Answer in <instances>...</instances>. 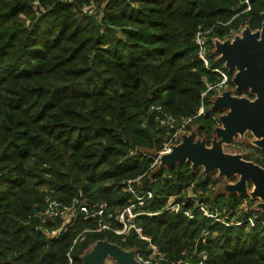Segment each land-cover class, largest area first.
Returning a JSON list of instances; mask_svg holds the SVG:
<instances>
[{
    "label": "trees",
    "instance_id": "16d2710c",
    "mask_svg": "<svg viewBox=\"0 0 264 264\" xmlns=\"http://www.w3.org/2000/svg\"><path fill=\"white\" fill-rule=\"evenodd\" d=\"M38 1L35 7V0H0V264H83L99 240L147 255L150 243L135 231L126 240L105 231L75 244L70 262L83 220L49 238L28 215L49 195L68 202L82 194L113 207L136 200L123 180L144 174L154 158L130 151L158 152L167 132L152 105L195 116L203 104L205 113L195 120L207 131L215 124L214 91L201 94L204 77L220 81L213 70L219 61L212 52L206 68L196 31L223 38L245 26L261 29L264 0H250V10L244 0ZM92 2L100 12L84 10ZM224 69L233 86L234 73ZM250 147L258 156L246 159L264 167V150ZM191 165L182 160L135 183L138 191H153L145 210L159 212L137 218L143 233L170 264H200L203 252V264H264V211L241 218L253 216L254 225H225L196 209L193 219L166 209L190 183L207 188L209 177ZM248 202L249 194L233 193L210 204L234 209V216ZM182 208H193V199Z\"/></svg>",
    "mask_w": 264,
    "mask_h": 264
},
{
    "label": "built area",
    "instance_id": "2783aa9c",
    "mask_svg": "<svg viewBox=\"0 0 264 264\" xmlns=\"http://www.w3.org/2000/svg\"><path fill=\"white\" fill-rule=\"evenodd\" d=\"M243 3L247 6L246 10L251 9L250 0H244ZM38 5L39 1L35 0L34 6L37 7ZM95 7V3L92 2V4L85 6L84 10L93 11ZM194 42L198 49V57L206 68H212L213 58L211 56L210 29L199 28L195 33ZM215 59L218 60V56ZM213 70L219 75L220 81L218 83H213L207 77H204L207 88L201 94L203 99L207 97L208 92L210 91H215L219 94L218 96H220L222 94V88L224 86H229L230 78L228 72L222 67H215ZM151 109L156 114L155 119L167 131L162 142V147L158 151L159 155L170 153L174 146L182 143L187 127L194 122L197 116H201L205 113V107L203 104L195 116H177L165 111L162 105L154 104ZM138 149V147L132 149L130 154H136ZM144 154L148 157H153L154 160L152 164H155L157 159L154 154L149 152ZM140 178L141 177H139V179L127 178L123 180L126 191L133 194L136 198V200L125 206L113 207L110 206L108 202L102 201L96 202L90 207L89 204L82 199V194L68 202L49 195L46 198V203L43 208L34 210L28 215V222L34 221L35 230L45 233L49 238H57L66 232L69 227L82 219L83 223H85V227L74 238L73 246L67 254L70 262H72L71 251L74 245L85 241L87 236L91 233L109 231L121 236L123 240H126L127 237L135 231L141 238L150 243L151 251L147 255L135 251L136 258L141 264H170L167 262L165 255L161 252L160 247L151 242V237L144 234L142 227L137 223V218L140 215L146 214L152 216L159 213L145 210L144 206L149 200L153 199L154 194L151 190L138 191L136 189L135 183L139 181ZM140 182H138V184H140ZM182 205L183 201L180 199V196L173 195L168 199L166 209L174 212L182 211L190 219H193L196 216V213L194 212L196 209L198 213L225 225L241 224L243 221L247 220L251 222V225L255 224L253 216H248L241 220L236 218V215L232 216L234 209H220L204 199H193V208L190 209L182 210ZM237 209L235 212L238 211ZM209 234L208 230H204L202 233L203 241H205ZM206 258L207 253L203 252L200 264H203Z\"/></svg>",
    "mask_w": 264,
    "mask_h": 264
},
{
    "label": "water",
    "instance_id": "95a60500",
    "mask_svg": "<svg viewBox=\"0 0 264 264\" xmlns=\"http://www.w3.org/2000/svg\"><path fill=\"white\" fill-rule=\"evenodd\" d=\"M262 28L252 31L246 27L234 40L216 43L218 61L231 71L236 72L232 83L236 92L251 93L247 96L234 95L225 90L213 103L215 109H227L221 116L223 127L218 133L222 140L213 146L194 141L193 136H183V141L174 146L170 153L164 154L166 163L186 160L193 167L203 166L206 171L219 170L222 175H240L235 188L244 193L248 181L255 184L254 194L264 197V167L246 160L237 154L223 150V141L231 142L238 133L253 131L258 137V145L264 150V12ZM107 255L114 257L119 264H141L134 250H126L108 240H99L93 249L83 256V264H104Z\"/></svg>",
    "mask_w": 264,
    "mask_h": 264
},
{
    "label": "rangeland",
    "instance_id": "374dc122",
    "mask_svg": "<svg viewBox=\"0 0 264 264\" xmlns=\"http://www.w3.org/2000/svg\"><path fill=\"white\" fill-rule=\"evenodd\" d=\"M95 11L100 12V8L97 6V8ZM94 11V12H95ZM242 27L239 31L234 32L232 35H228L226 37L223 38H219V37H211V42H212V52L213 54L215 53L216 56H218V54L216 53V43L219 42H224L225 40H234L236 35H241L242 31L246 28ZM259 30V29H258ZM210 42V44H211ZM219 66L224 68V64L219 62ZM229 70V69H228ZM230 72H233L234 75L236 72L229 70ZM224 90H231L233 92L234 95H239V96H247L251 99H253L255 96L253 95V98L251 97V93H237L236 87L235 85L233 86H224L222 88V92ZM221 92V93H222ZM218 93L214 91V96L212 95V102H211V106L209 108V111L212 112V116L214 117L215 120V124L213 126L212 129H209V131H207V129H204V122L201 120H195L193 123H191V125H189L185 131L184 135L187 136H193L194 137V141H201L204 142L207 146H213V144L216 141L222 140V137L219 135L218 133V128L219 127H223V122L221 120V116L223 114L227 113V109H215L213 107V103L214 101L217 99L218 97ZM213 111H215L213 113ZM203 128V129H202ZM183 141V140H182ZM251 145L257 146L258 145V137L253 133V131L251 130H247L243 133H238L234 136L233 140L231 142H226L223 141V150L227 153L230 154H237L240 155L242 158L246 159V157H248V154H252L253 157L258 156L257 153H254L255 151L251 149ZM139 151L146 153H152L156 156V161L155 164H151L150 168L144 172V174H140L137 177H135V179H139V181H137L136 183L140 182L142 180V178L147 175L148 177H152L153 174L158 171L160 168H167L172 164H177L179 163V161L173 162V163H166L164 162V159L162 158L163 155H159L158 152L156 151H151L147 148H142L139 147L138 149ZM254 153V154H253ZM247 160V159H246ZM192 168L194 169H199V174L202 177H209L210 181L209 184L207 185V188H202V187H197V183L196 182H192L190 183V185L186 186L181 192H180V199L185 202V200H187L188 198H199V199H204V200H209V203H212L213 200H215V197L218 194H224L226 196H229L233 193H237V194H242V192L238 191L235 186L237 185V183L240 180V175L236 174L234 176H227V175H222L220 173L219 170H215V171H206V169L203 166H199V167H193V165H191ZM255 184L251 181H248L247 183V187L244 191V193L249 194V196L252 198V204L251 203H246L242 206H240L237 210V214H236V218L241 219L242 217L245 216V214H251L254 215L256 214L258 211H264V197L261 196H256L254 194V190H255ZM177 199V198H176ZM87 204H89V206L91 207L94 203H91L89 199H87L85 197L84 200ZM168 202V201H167ZM91 203V204H90ZM96 203V202H95ZM251 223V222H250ZM85 227V226H84ZM80 232V231H79ZM79 232L77 233V235L79 234ZM76 235V236H77ZM71 249V248H70ZM195 251V250H194ZM166 257V256H165ZM167 259V258H166ZM168 262V260H167ZM169 263V262H168Z\"/></svg>",
    "mask_w": 264,
    "mask_h": 264
},
{
    "label": "crops",
    "instance_id": "0c3cea01",
    "mask_svg": "<svg viewBox=\"0 0 264 264\" xmlns=\"http://www.w3.org/2000/svg\"><path fill=\"white\" fill-rule=\"evenodd\" d=\"M97 242H95L93 245H91V248H90V250L88 251V252H90L92 249H93V247H94V245L96 244ZM127 250V249H126ZM135 251V250H134ZM87 252V253H88ZM87 253H85L84 255H86ZM83 255V256H84ZM83 258V257H82ZM104 264H119L118 263V261L114 258V257H112V256H110V255H107L106 256V258H105V260H104Z\"/></svg>",
    "mask_w": 264,
    "mask_h": 264
}]
</instances>
